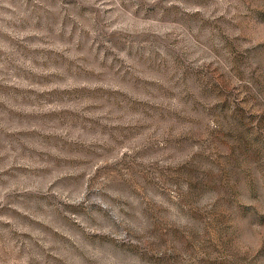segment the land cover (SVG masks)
I'll return each mask as SVG.
<instances>
[{
	"label": "rangeland",
	"instance_id": "1",
	"mask_svg": "<svg viewBox=\"0 0 264 264\" xmlns=\"http://www.w3.org/2000/svg\"><path fill=\"white\" fill-rule=\"evenodd\" d=\"M0 264H264V0H0Z\"/></svg>",
	"mask_w": 264,
	"mask_h": 264
}]
</instances>
